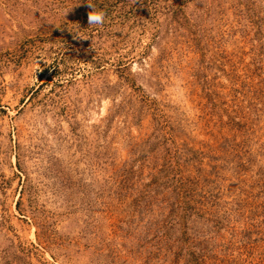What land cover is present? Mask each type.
Instances as JSON below:
<instances>
[{
  "label": "rangeland",
  "instance_id": "374dc122",
  "mask_svg": "<svg viewBox=\"0 0 264 264\" xmlns=\"http://www.w3.org/2000/svg\"><path fill=\"white\" fill-rule=\"evenodd\" d=\"M0 264H264V0H0Z\"/></svg>",
  "mask_w": 264,
  "mask_h": 264
},
{
  "label": "clouds",
  "instance_id": "9594fccd",
  "mask_svg": "<svg viewBox=\"0 0 264 264\" xmlns=\"http://www.w3.org/2000/svg\"><path fill=\"white\" fill-rule=\"evenodd\" d=\"M90 25L102 26L105 22V14L103 12H93L88 17Z\"/></svg>",
  "mask_w": 264,
  "mask_h": 264
}]
</instances>
